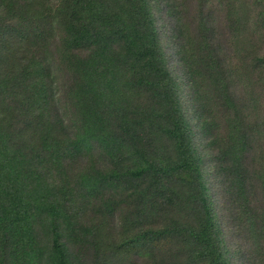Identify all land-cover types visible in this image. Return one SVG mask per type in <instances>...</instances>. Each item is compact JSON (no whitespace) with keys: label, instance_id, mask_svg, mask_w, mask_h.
<instances>
[{"label":"trees","instance_id":"obj_1","mask_svg":"<svg viewBox=\"0 0 264 264\" xmlns=\"http://www.w3.org/2000/svg\"><path fill=\"white\" fill-rule=\"evenodd\" d=\"M0 264H264V0H0Z\"/></svg>","mask_w":264,"mask_h":264}]
</instances>
